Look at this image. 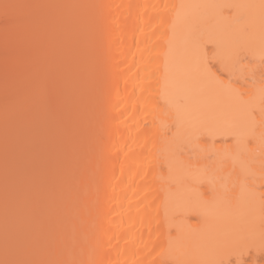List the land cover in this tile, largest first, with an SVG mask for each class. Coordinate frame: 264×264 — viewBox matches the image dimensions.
<instances>
[{
  "label": "bare ground",
  "instance_id": "1",
  "mask_svg": "<svg viewBox=\"0 0 264 264\" xmlns=\"http://www.w3.org/2000/svg\"><path fill=\"white\" fill-rule=\"evenodd\" d=\"M31 1L29 5L86 6L55 9V15L46 10L48 21L28 28L32 33L46 27L43 36L37 33L44 49L39 60H47L53 50L60 60H71L69 71L76 68L71 95L79 102L84 97L85 108L78 117L83 123L77 154L72 159V151L70 168L67 163L69 179L67 171L65 178L59 176L65 188L55 183L57 190L52 187L55 191L43 198L46 224L29 236L28 227L34 226L27 206L31 201L23 200L20 207L10 202V209L20 214L8 208L12 213L2 226L0 221V235L21 222L17 226H27L20 228V235L27 236L22 239L33 238L29 246L36 248L41 236L46 247L52 245V254L46 251L37 258L66 264H198L205 255L223 250L226 237L230 244L258 245L263 191L255 192L256 231L251 239L232 235L251 211L248 192L236 182L237 176H257L261 155L260 130L250 143L244 122L249 95L232 90L255 93L259 111L262 0ZM245 29L256 47L235 68L226 69L215 54ZM23 44L19 60L31 57V49ZM204 62L212 67L214 79L196 74ZM16 78L10 72L0 81V124L14 120V112H5L7 106L26 107L39 93L36 82ZM19 81L17 90L12 84ZM204 187L202 194L198 189ZM229 187L230 199L225 198ZM59 188L64 190L62 198ZM49 198H60L59 207L47 205ZM17 239L9 244L8 255L18 254Z\"/></svg>",
  "mask_w": 264,
  "mask_h": 264
},
{
  "label": "rangeland",
  "instance_id": "2",
  "mask_svg": "<svg viewBox=\"0 0 264 264\" xmlns=\"http://www.w3.org/2000/svg\"><path fill=\"white\" fill-rule=\"evenodd\" d=\"M29 1L30 3L32 2L31 0H28V1L27 0L25 1L24 0L23 1L13 0V2L15 3L28 4V5L30 4L28 3ZM54 13H56V10L52 12V14ZM42 28H38L35 31L33 30L32 33L29 32L31 29L24 30L25 31V34H24V32L21 31L20 29L14 27L11 24L6 25L4 21L0 19V81H2V78L7 76L8 73L10 72L12 74L16 73L18 75V78L16 79H23V80L29 79V80H32L33 82H36V86L38 87V91H39L38 95L34 99L31 98L29 99L30 102L29 101L27 102V104H30V105H27V106L25 105L26 107L20 106L21 107L20 111H17L20 109L19 107L20 104L17 106L19 107L18 109L16 107L15 109L12 108L9 110L7 106L5 112L10 111L12 114L14 112L15 114V117H13L14 120L13 121L11 120L12 119L11 114H9V116L7 117L11 118L10 123L5 119V121H3L2 124H0V169H1L0 170L1 171L0 172L1 174L0 176V213L1 214L0 215L2 216V217L0 216L1 226L3 224L2 222H4L2 220L7 219L8 216H10L12 213L11 211H9L10 205H11L10 202H12V204H14V202L18 204V203L23 202V200L24 201L30 200L31 202L27 203V206L29 205L28 207L31 209V215H32V217L29 218V221L31 220V225H34V226H32V229L28 227L29 236H30L31 230L34 233L38 232L36 231L37 227L43 228L42 227L43 224H46L44 223L45 222L44 215L46 214L47 206L45 205H44L45 207L43 206L44 204L43 198L44 196L46 197L45 194L49 193L52 187L56 188V184L57 186L59 185V187L61 188L64 185V188H65V183H64L65 180L63 178H65L66 175L64 174H65V171H67L66 169L72 166V165L70 166V161L68 162L72 154V151H73L72 159H74L75 155L77 154L78 143H79L78 141L80 137V132L78 128L83 123V121L79 120V118L81 117V115L79 117V114H80L79 112H82V113L84 112L83 111L84 103L82 106V102H84V99H83L84 97H82L81 99L82 102L81 101L79 102L78 100L74 99L72 96L73 95L72 94L73 92L72 91L73 90L72 80L74 78L72 76V71L75 70L76 68L69 71L71 60H60L61 57L58 56L59 53L56 54L55 50L50 51V49H48V52L50 51V53L47 56H45L47 60H39V56L41 55L42 50L44 51L43 48L40 49L41 46L43 47V45H41L43 43L40 42L41 43L40 44L39 43L40 39L38 38L40 36H43L42 34L40 35V33L42 32L44 33L43 30H45L46 27L44 29ZM6 32H7V36L5 35ZM37 33L40 36L37 35ZM25 38L27 39V41L26 40L23 41ZM40 38L42 39V37ZM36 40H38L37 44L35 42ZM68 40L73 41L74 39H72V37H68ZM76 40H77V36H76ZM27 42L29 43V45ZM23 43H26L24 46L25 49L26 47H28V49H31V51L30 52L28 51L29 53L27 54V55L31 54V57L30 58L28 57L29 59L27 60H19L18 58L20 53L23 51L22 50V46L24 45ZM37 49H40V50H37ZM55 58H57L58 60H55ZM40 59H41V56H40ZM78 70H76L75 72H77ZM70 72L71 74H69ZM76 77L81 78L82 76L80 74V75H77ZM21 82L19 81L18 83H14L12 85L13 86L15 85L17 90L18 89L20 90V87L22 85ZM17 90L15 89V87L14 89H12V91L14 92H17ZM24 104H21V105L24 106ZM4 116H5V113H4ZM2 120L4 119L2 118ZM2 120L0 119V121ZM6 139H7V148H6ZM79 149H81V146L79 147ZM2 163L4 164V167ZM67 163H69L68 167H67ZM1 164H2V167H1ZM5 165L7 166L8 169L6 168ZM3 168L4 169L6 168V169L3 170ZM61 175L63 176V178L59 177ZM55 176L57 179H55ZM6 177H7V180H6ZM68 177H69V174L67 171V177H66L67 181L69 179ZM252 181H254V183L257 182L256 185L259 186V188H257L258 190L255 191V192L258 191L257 194H259L260 191L264 192V186H262L264 185V182L260 181L259 179H255ZM34 188H37L38 190V192L36 191V194H37L36 196L38 200L34 196L35 200L32 201V199H34L33 195L35 194L33 193ZM229 188L228 190L224 189L227 192H229V194L225 192L227 193V198L229 197L231 198L230 196L231 187ZM204 189L205 187L203 188V191H201V188L198 189V191L200 193L202 192V194L204 192L205 194L206 192ZM59 190L61 189L59 188ZM61 193H62V196H61L62 198L64 197V190H61ZM39 198L41 201L39 200ZM46 199L47 198H44V200ZM50 199L52 200L50 201ZM59 199L60 198H54V199L49 198L48 199L49 202L47 201L48 202L47 205L57 204L56 206L59 207V204H60L58 203ZM4 203L7 205H5ZM17 204H14V205H16L17 207H20L22 205V203L18 205ZM2 207H4L5 209ZM17 207H15V209H18ZM6 208L7 209L9 208V209L6 211ZM3 211H5L6 213ZM12 211H15V213L17 212L14 209H12ZM14 216H16V214ZM16 218H20V217L18 216ZM16 222L17 224L21 223V222L18 223V221ZM17 224L14 223L12 224V227H10L11 230L9 231L10 233L8 234H10L9 236L12 239L8 236L9 244L14 243V241L17 238H19L17 240H20L21 238V244L23 247L19 248L17 251L18 247L16 246V251L18 254H15V255L17 258L15 257V255H13L14 257L11 254L8 255V253H7L8 255L7 257L5 255V249H3L2 251L0 250V253H1L0 256H2L0 257V259L1 258L5 259V257H7L8 259L9 258L10 259L12 258L13 259H18V258L20 259L29 258L30 259L32 257V260H41L37 257L46 253V251L49 252L51 250L49 249V247L51 248L52 245L48 244L49 247H46L47 245L45 244L43 240L44 236H41L40 238H38L39 239L38 244L36 243L34 244V246H37L38 248L31 247V244L29 246V243L31 242L30 240L33 239V238L31 239L32 236L30 237V239L28 238L29 241H27L28 240L27 238H26L27 240L22 239L23 235L25 237L27 236L24 233L23 235H20V228H23V227L25 228L26 225L23 227H19L17 226ZM21 225H24V223ZM1 226H0V233L2 232ZM49 229L50 228H48L47 232L49 231ZM24 230H27V229H24ZM4 234H2V236L5 238ZM11 234L13 236H11ZM39 235H44V234L40 233ZM2 236L0 235V238ZM3 237L0 239L2 243V245L0 243V248H2V246L3 248H5L4 247L5 242H2ZM10 240L13 242H11ZM250 245L251 246H249V244L248 245L246 244L244 246L246 248L245 255L243 256L244 264H264V251L260 250V247H259L260 242L258 243V245L256 244H253V245L250 244ZM50 254H52V250ZM19 255L20 257H18ZM43 258H46V257H43ZM232 259L234 260V258Z\"/></svg>",
  "mask_w": 264,
  "mask_h": 264
},
{
  "label": "snow or ice",
  "instance_id": "3",
  "mask_svg": "<svg viewBox=\"0 0 264 264\" xmlns=\"http://www.w3.org/2000/svg\"><path fill=\"white\" fill-rule=\"evenodd\" d=\"M76 7H86L83 5H59V4H21L12 2V0H0V19L4 21L6 25H13L14 27L20 29L21 31L31 28L39 23L47 22L49 16L44 14L46 10L55 9H66V8H76ZM242 7L248 9H254L256 5H244ZM260 9V20H261V30L259 39V52L261 55V68L260 75L261 79L259 81L261 87L259 89V102L260 108L257 111L254 103V95L246 93H236L233 89V93L239 96L249 95L248 101H246V108L244 111V122L248 130V135L251 137L250 143L256 140V131L260 130L259 143L261 145V155L259 163V174L256 176L244 175L237 176L236 182L240 184L242 189L248 192V205L251 211L247 214L243 221V226L239 232L232 234L235 239L246 241L251 239V235L256 231L255 225V201L256 194L254 191V183L249 181L259 179L264 182V0L258 6ZM34 10H41V14H36ZM247 29L242 32L230 37L228 43L219 47L216 55L218 62L224 65L226 69L231 70L235 68L238 64L246 58V53H251L255 47V38L251 35H245L244 33ZM7 36V32L5 33ZM196 74L205 79H214L215 74L212 71V67L208 63L204 62L199 64L196 68ZM7 106V99L5 101ZM7 148V139H6ZM252 161L255 157L251 158ZM7 180V177H6ZM264 186V185H262ZM225 198H227V193H225ZM260 223H259V235H260V250L264 251V193L260 194ZM7 211V208H6ZM247 233L248 235H243ZM251 246V245H249ZM22 244L18 243V248H22ZM9 250V237L6 227L5 231V254L7 256ZM246 248L238 244H230L228 238H225L223 243V250L216 252L212 255H205L198 264H244L243 256L245 255ZM234 258V260L232 259ZM0 264H66L65 261L61 260H26V259H0ZM102 264V262H99Z\"/></svg>",
  "mask_w": 264,
  "mask_h": 264
}]
</instances>
